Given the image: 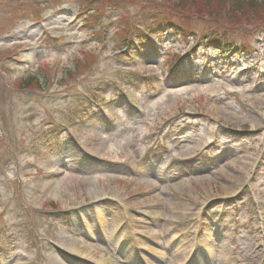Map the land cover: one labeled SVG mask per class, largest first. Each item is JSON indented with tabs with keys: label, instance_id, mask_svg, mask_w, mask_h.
Segmentation results:
<instances>
[{
	"label": "rangeland",
	"instance_id": "1",
	"mask_svg": "<svg viewBox=\"0 0 264 264\" xmlns=\"http://www.w3.org/2000/svg\"><path fill=\"white\" fill-rule=\"evenodd\" d=\"M255 2L233 13L203 1L0 0V264H181L210 238L264 263ZM164 15L239 50L168 33L127 53L134 27ZM72 245L93 261L67 256ZM200 245L185 264H213Z\"/></svg>",
	"mask_w": 264,
	"mask_h": 264
},
{
	"label": "trees",
	"instance_id": "2",
	"mask_svg": "<svg viewBox=\"0 0 264 264\" xmlns=\"http://www.w3.org/2000/svg\"><path fill=\"white\" fill-rule=\"evenodd\" d=\"M203 1L204 3L216 4L218 7L230 6L229 9L233 13L241 12L243 6H252L255 5V0H179V3L184 8L187 6H193L197 2ZM138 33L129 35V38L126 40V44L131 46L132 42H136L140 39H146V36L143 34H160L161 32H169L175 31L177 34L179 33L183 38H186L189 35L190 30L186 27L185 19L183 16L178 15L176 18L168 17L167 15L161 16L159 18H150L147 23V27L142 28V26L134 27ZM204 30L198 32V38L202 39L205 45H208L210 48L215 50H233L236 48V41L234 39L228 38L226 33H215L209 32L204 33ZM189 33V34H188ZM142 34V35H141ZM196 34V33H194ZM147 40V39H146ZM145 40V41H146Z\"/></svg>",
	"mask_w": 264,
	"mask_h": 264
},
{
	"label": "bare ground",
	"instance_id": "3",
	"mask_svg": "<svg viewBox=\"0 0 264 264\" xmlns=\"http://www.w3.org/2000/svg\"><path fill=\"white\" fill-rule=\"evenodd\" d=\"M178 236H179V233L176 232L170 236L169 240H173V239L176 240V239H178ZM194 237H195V231L190 233V236L189 235L186 236V238L184 236L183 237L181 236L176 241V244L181 245V243L188 242V240L193 241ZM250 238H251V240H257V238H258L257 233H252ZM109 239L112 240V236H110ZM209 240L211 242L210 243L207 242L204 245H200L201 243H199V242L197 243V242L193 241L192 247L190 246V250H188V254L186 255V257L188 255H191V250L198 248V246L200 245L201 247L206 246L208 248V260H209V262H213V264H249V261H247V260L250 259V256L254 255V252H255V250L249 251V249H248L249 245L245 246V248L235 250V249H233V247L228 248V246H227V248H224L223 243H220V245L214 244L211 238ZM118 241L120 242L121 239H119ZM213 246L216 247L217 252L213 251ZM123 247H125L124 251H127L128 245L123 243ZM77 248H78V246H75V245H72L70 248L71 252L75 253L78 257H80L79 259H77V261L87 262V261H89V259L92 260V258L88 254H84L81 250L79 252ZM107 261H109V258H105L103 256H101L98 259H95L96 264H105V262H107ZM172 264H175V262H173ZM262 264H264V263H262Z\"/></svg>",
	"mask_w": 264,
	"mask_h": 264
}]
</instances>
